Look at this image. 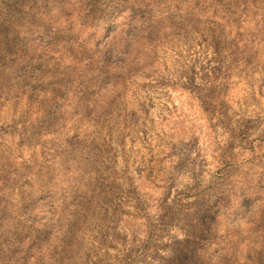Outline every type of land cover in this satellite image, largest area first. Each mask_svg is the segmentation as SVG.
Instances as JSON below:
<instances>
[{"label": "rangeland", "instance_id": "374dc122", "mask_svg": "<svg viewBox=\"0 0 264 264\" xmlns=\"http://www.w3.org/2000/svg\"><path fill=\"white\" fill-rule=\"evenodd\" d=\"M221 1L0 0V264H264V0Z\"/></svg>", "mask_w": 264, "mask_h": 264}, {"label": "trees", "instance_id": "16d2710c", "mask_svg": "<svg viewBox=\"0 0 264 264\" xmlns=\"http://www.w3.org/2000/svg\"><path fill=\"white\" fill-rule=\"evenodd\" d=\"M224 1L227 2L228 0H222V1L220 2L219 5H223L222 7L227 6L226 4L224 5ZM10 35H11V34H10ZM250 38H251V37H250ZM136 39H137V38H136ZM142 39H143V38L141 37V38L138 39L137 41H138V42H139V41L141 42ZM144 39H145V38H144ZM131 42H132V40H131ZM140 42H139V43H140ZM245 46L248 47L247 45H245ZM133 47H134V46H133L132 44H128V46L126 47L125 54H128L129 56H131L132 53H133L132 51H134V49H135L138 53L140 52L141 49H142V51H143V48H141L142 46H141L140 44H137L136 47H135L134 49H133ZM97 52H98V51H97ZM97 52H96V53H97ZM96 53H95V54H96ZM110 53H111L110 55H108V54H104V55H103L104 57L101 59V60L103 61V67L101 68V71H99V74H100V75H104V77L107 76V75H106L105 67L108 66V67L112 68V67H113V64H115V66H119L118 68H119L120 70H124V67H125L124 63H125L126 65H128V67H133L132 65H134V64H133V63H129L127 58L122 59V60L120 61V63H114V62L112 61V57H113L114 53H113V52H110ZM136 59H137V58H134V59H133V62H135ZM114 69H117V68L114 67ZM100 75H98V76H100ZM118 78H120L121 80H124L125 75L122 76V77L118 76ZM98 80L103 82V80H102V76L99 77ZM122 83H123V82H122ZM120 84H121V83H120Z\"/></svg>", "mask_w": 264, "mask_h": 264}]
</instances>
